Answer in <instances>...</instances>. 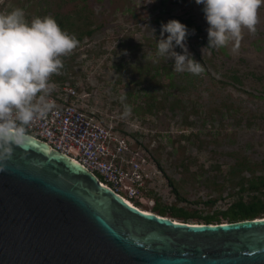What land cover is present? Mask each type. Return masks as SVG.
<instances>
[{"label":"rangeland","instance_id":"obj_1","mask_svg":"<svg viewBox=\"0 0 264 264\" xmlns=\"http://www.w3.org/2000/svg\"><path fill=\"white\" fill-rule=\"evenodd\" d=\"M0 6L5 15L22 9L29 23L51 16L77 38L49 81L47 99L72 89L69 103L113 126L140 152L145 176L134 202L143 211L158 214L159 206L203 218L262 197L264 6L256 33L245 30L237 51L232 44L205 48L209 25L195 0H1ZM186 19L201 28L188 29L185 40L204 68L200 75L174 72V59L156 56L162 24Z\"/></svg>","mask_w":264,"mask_h":264},{"label":"water","instance_id":"obj_2","mask_svg":"<svg viewBox=\"0 0 264 264\" xmlns=\"http://www.w3.org/2000/svg\"><path fill=\"white\" fill-rule=\"evenodd\" d=\"M0 264H264V217L198 224L144 212L26 134L0 149Z\"/></svg>","mask_w":264,"mask_h":264},{"label":"clouds","instance_id":"obj_3","mask_svg":"<svg viewBox=\"0 0 264 264\" xmlns=\"http://www.w3.org/2000/svg\"><path fill=\"white\" fill-rule=\"evenodd\" d=\"M195 2L203 5L209 25L205 48L232 44V51L238 50L245 30L256 33L259 9L264 6V0ZM164 33L168 34L166 39ZM187 36V26L178 20L162 24L156 56L174 59V72L200 75L204 68L189 53ZM78 44L77 38L62 30L51 16L36 17L29 23L19 8L0 14V149L10 153L13 145L21 146L26 127L52 110L54 104L47 99L53 90L49 81L63 68L61 58L70 55ZM176 46L183 49V54L174 50ZM130 113L131 108L125 105L124 116Z\"/></svg>","mask_w":264,"mask_h":264},{"label":"built area","instance_id":"obj_4","mask_svg":"<svg viewBox=\"0 0 264 264\" xmlns=\"http://www.w3.org/2000/svg\"><path fill=\"white\" fill-rule=\"evenodd\" d=\"M1 3V0H0ZM1 14V6H0ZM74 92L61 89L51 97L54 107L43 118L31 122L26 134L47 143L95 173L104 185L122 198L141 200L143 169L141 154L113 126H104L74 103Z\"/></svg>","mask_w":264,"mask_h":264},{"label":"trees","instance_id":"obj_5","mask_svg":"<svg viewBox=\"0 0 264 264\" xmlns=\"http://www.w3.org/2000/svg\"><path fill=\"white\" fill-rule=\"evenodd\" d=\"M185 25L187 26V29H194L197 32H201V28L194 26L193 21L190 19H186ZM91 34L92 32L88 31L84 35ZM78 37V39H82L83 35H79ZM135 206L140 208L138 204ZM155 209L160 216L167 217V214L169 213L171 215V218H180L183 220V222L186 223H190L189 220L193 218L203 220L204 223L198 224H217L225 222L224 220H226V222H238L243 220L262 218V216L264 215V194H262V197L256 196L248 202L240 199L231 204L227 208V210L211 216H205L203 218H201V216H198L197 214H190L183 209L167 210L164 208H159V206H155Z\"/></svg>","mask_w":264,"mask_h":264},{"label":"bare ground","instance_id":"obj_6","mask_svg":"<svg viewBox=\"0 0 264 264\" xmlns=\"http://www.w3.org/2000/svg\"><path fill=\"white\" fill-rule=\"evenodd\" d=\"M125 201H127L128 202V204H130L131 206L133 205V206H135L133 203H132V201H130V200H127V199H124ZM138 208V207H137ZM140 210H142L141 208H139ZM143 211V210H142ZM144 212H146V211H144ZM147 213H152V212H147Z\"/></svg>","mask_w":264,"mask_h":264}]
</instances>
